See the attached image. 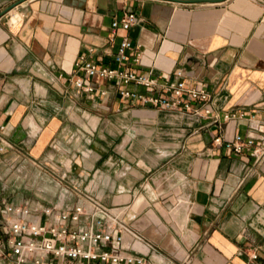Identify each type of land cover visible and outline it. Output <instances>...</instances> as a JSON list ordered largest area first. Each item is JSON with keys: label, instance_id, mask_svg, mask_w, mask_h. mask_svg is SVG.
Here are the masks:
<instances>
[{"label": "crops", "instance_id": "crops-1", "mask_svg": "<svg viewBox=\"0 0 264 264\" xmlns=\"http://www.w3.org/2000/svg\"><path fill=\"white\" fill-rule=\"evenodd\" d=\"M127 9L139 23L112 33ZM124 35L128 67L160 86L183 69L211 113L122 99L113 80L78 90L74 60L93 48L114 67ZM236 134L254 143H214ZM0 147V222L6 203L92 197L120 207L126 249L152 264H264V0L21 1L0 16Z\"/></svg>", "mask_w": 264, "mask_h": 264}, {"label": "built area", "instance_id": "built-area-1", "mask_svg": "<svg viewBox=\"0 0 264 264\" xmlns=\"http://www.w3.org/2000/svg\"><path fill=\"white\" fill-rule=\"evenodd\" d=\"M139 21L135 10L127 9L120 17H114L111 32L115 33L118 28L127 30ZM137 49L129 35L122 36L113 55L116 66L110 67L95 61L91 57L93 48H89L88 53L74 60L75 87L85 93L95 92L96 81L113 80L122 99L131 98L169 110H188L199 116L201 110L204 114L211 113L208 90L203 85H187L183 69H176L174 79L160 86L158 78L128 67L130 57L140 62ZM161 87L167 95L156 94ZM139 88L146 90L142 93ZM192 103L200 106L193 107ZM233 116L224 114L225 119ZM253 138L251 134L246 138L236 134L224 142L217 136L214 143H222L238 154L254 143ZM4 206L2 214L6 217L0 222V264H152L149 258L126 249L125 234L131 230L121 216L120 207L108 208L92 197L77 200L74 206L64 209L56 204L44 205L36 199ZM251 258L256 259L257 255L253 253Z\"/></svg>", "mask_w": 264, "mask_h": 264}, {"label": "water", "instance_id": "water-1", "mask_svg": "<svg viewBox=\"0 0 264 264\" xmlns=\"http://www.w3.org/2000/svg\"><path fill=\"white\" fill-rule=\"evenodd\" d=\"M23 0H17L14 1L12 4H10L8 7H6L5 9H3L2 11H0V16L5 14L6 12H8L9 10H11L16 4L20 3ZM169 1V0H167ZM175 2H181V3H198V2H206V3H219V2H224L226 0H172Z\"/></svg>", "mask_w": 264, "mask_h": 264}]
</instances>
